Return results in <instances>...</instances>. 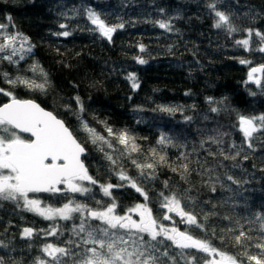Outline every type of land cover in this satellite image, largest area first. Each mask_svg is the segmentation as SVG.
Returning <instances> with one entry per match:
<instances>
[{"label":"trees","instance_id":"16d2710c","mask_svg":"<svg viewBox=\"0 0 264 264\" xmlns=\"http://www.w3.org/2000/svg\"><path fill=\"white\" fill-rule=\"evenodd\" d=\"M213 3L215 8L210 9ZM88 8L108 26L124 27L109 41L91 30L95 26L88 20ZM216 11L228 15L238 31L228 34L224 28H215ZM159 22L169 24V28H160ZM0 24L8 25L6 32L26 37L32 47L18 65L0 60V73L33 78V73L25 70L35 62L48 75L43 91L10 86L2 77L0 89L16 98L33 99L62 119L85 148L82 160L97 181L94 186L84 182L93 189L85 196L42 193L29 194L30 198L59 206L75 197L76 203L94 209L97 200L105 207L114 200L116 214L123 215L130 207L146 202L128 186L129 181H120L119 173L123 172L147 194V206L155 217L162 218L167 212L159 210L161 193L174 195L183 210L195 215L202 225L182 223V229L209 241L218 251L236 256L240 264H248L246 245L237 246L235 236L240 225L249 231L246 220L254 219L257 212L264 214V127L255 121L258 131L245 141L238 116L264 114V73L260 85L247 77L250 67L264 65V52L259 51L264 41L255 35L256 31L264 34V0H0ZM248 29L253 30L251 37ZM64 31L70 34L60 35ZM244 39H249L247 48L236 43ZM139 59L146 63L140 64ZM130 75L138 85L135 89ZM77 96L83 112L74 99ZM208 98L216 103H209ZM10 99L0 93V105ZM161 107L176 111H161ZM213 107L219 111L212 112ZM81 119L111 140L112 149L104 145L105 151H99L82 130ZM108 127L117 135L127 130L138 151H131V142L124 146L115 137H108ZM162 133L180 147L161 148L157 140ZM210 136L223 143H213ZM105 152L113 156L115 165L105 158ZM149 163L153 169L144 167ZM109 183L124 186L112 188L111 195L105 197L100 185ZM168 215L180 221L176 214ZM79 222L78 214L73 220L50 221L29 212L22 200L19 205L0 201V241L8 245L0 247V257L4 264H33L37 256L44 258L41 250L45 244L68 247L66 241L77 240L72 228ZM51 227H57L62 235L52 237L42 231ZM24 228H32L33 235L23 237ZM258 228L257 224L251 232L254 242L261 239ZM168 245L171 241L165 240L160 252L167 248L178 264H204L206 257L212 258L196 249H185L181 256L179 249ZM247 254L257 255L258 251L248 248ZM63 260L73 264L71 256ZM161 264L171 261L161 257Z\"/></svg>","mask_w":264,"mask_h":264},{"label":"snow or ice","instance_id":"6c2138e0","mask_svg":"<svg viewBox=\"0 0 264 264\" xmlns=\"http://www.w3.org/2000/svg\"><path fill=\"white\" fill-rule=\"evenodd\" d=\"M209 8L214 9L215 4H209ZM86 11L88 20L95 26L91 30L98 31L102 37H106L109 41L118 28L124 27L123 24L108 26L91 8ZM215 16L218 17L213 25L215 28H224L228 34L238 31L232 25L228 15L216 11ZM60 26L65 27L63 24ZM7 27L8 25L0 24V60H7L10 64L18 65L31 53L32 47L27 38L21 34L6 32ZM159 27L168 29L169 24L159 22ZM246 31L251 37L253 30L248 29ZM69 34L67 31L60 33L63 36ZM255 35L264 41V34L256 31ZM236 43L247 48L249 39L239 40ZM141 51H143V46H141ZM259 51L264 52V48H260ZM138 62L140 64L146 63L143 59H139ZM240 63L249 62L241 60ZM25 71H31L33 78L20 75L11 77L7 72L0 73V77L13 87L23 85L29 90H45L48 84V75L37 63L34 62ZM257 73H264V65L251 67L248 73V81L260 85L261 80L256 75ZM129 79L133 81V89L137 88L135 77L130 75ZM0 93L12 97L10 103L0 106V201H13L19 205L22 200L25 209L45 220L54 221L59 218L68 221L73 220L76 214L79 215L80 220L79 224H74L72 228V233L78 238L77 240L69 239L66 241L68 247H60L52 243L45 244L41 250L44 258L37 256L33 264H64L63 258L69 256L73 258V264H161V257H167L171 264H178L175 257L169 256L167 248L164 252H160L159 246L164 244L165 240L171 241L168 248L175 246L173 250L179 249L178 255L181 256L185 249H196L198 252L207 253L212 258L206 257L204 264H240L236 256L218 251L209 241L193 237L188 233L187 228L185 231H180L175 226L169 228L160 222L161 220L172 219L168 213H176L180 217L179 223L202 227L197 223L195 215L183 210L180 200L174 195L168 197L161 193L162 203L159 210L167 209V212L162 218L153 217L152 210L147 206V194L136 183L131 182L130 178L123 172L119 173L120 181H129L128 186L135 188L138 193L144 196L146 201L144 204H136L130 207L123 215L116 214L117 204L114 200L106 207L101 200H97L94 209L87 204L76 203L75 197L69 199L59 208L43 205L39 198H30L29 194L42 193L60 194L61 197L77 193L85 196L91 193L93 189L86 187L84 182L87 181L89 185L94 186L97 181L89 175L82 162L81 157L85 153V148L60 119L32 100H19L11 92H6L4 89H0ZM252 94L255 95V93ZM74 99L80 111L83 112L80 98L77 96ZM208 99L209 103H216L211 98ZM160 110L170 113L176 111L175 108L165 107H161ZM211 111L218 112L219 109L213 107ZM185 119L191 120V117H185ZM238 121L239 131L243 134L245 141H248L258 131L255 121H259L260 126L264 127V114L258 117L239 115ZM81 128L87 133L92 144L98 146L99 151H105L104 145L112 149V141L99 134L82 119ZM105 131L108 133V137H115L120 145L128 146L131 142V151H138L127 130H122L118 135L110 127L106 128ZM23 133H30V137L22 138ZM219 135L222 137L225 134ZM208 139L213 143H223V140L217 137L210 136ZM203 143L201 141L202 147ZM157 144L161 148L167 146L180 147V145L174 144L172 138L164 133L157 140ZM248 146L251 147L252 145L249 143ZM231 147L235 148L236 145L233 144ZM184 156L185 153H181V157ZM105 158L112 161L113 165L116 164V160L107 152H105ZM161 160H164L163 156ZM133 163L137 167H141L136 161ZM144 167L153 169L154 165L149 163ZM227 179L237 183L232 176H228ZM123 186V184L114 186L109 183L100 185V189L104 196L108 197L111 195L110 190L112 188ZM212 190L215 191V188ZM132 212L138 213L139 220L132 218ZM224 219L231 220L230 217H224ZM93 221L100 223L94 224ZM245 223L250 225L249 231H244L243 225H240V231L235 236L236 245L242 247L246 245L244 255L248 264H264V214L257 212L254 219L246 220ZM237 224H239L238 221ZM257 224L261 239L254 242L251 232ZM42 231L52 237L62 235L58 232L57 227ZM32 235V228L23 229V237H31ZM159 237L164 239L160 240ZM0 247L7 248L8 245L0 241ZM248 248H254L258 254H247ZM217 256L219 259L215 258ZM48 257L51 260H48ZM0 264H4L3 257H0Z\"/></svg>","mask_w":264,"mask_h":264},{"label":"water","instance_id":"95a60500","mask_svg":"<svg viewBox=\"0 0 264 264\" xmlns=\"http://www.w3.org/2000/svg\"><path fill=\"white\" fill-rule=\"evenodd\" d=\"M262 65V64H261ZM258 66H260V65H256V66H252V67H258ZM251 68V67H250ZM250 68L248 69V71H247V74L249 73V71H250ZM260 79H261V77H262V73H257L256 74ZM17 99H19V100H32V101H34L35 103H37L41 108H43L44 110H46V111H50V110H48V109H46V108H44V107H42L38 102H36L35 100H33V99H20V98H17ZM11 102V99L10 100H8V101H6V102H4L3 104H6V103H10ZM3 104H1L0 106H2ZM51 112V111H50ZM54 114V113H53ZM55 115V114H54ZM56 116V115H55ZM57 117V116H56ZM58 119H60L59 117H57ZM63 123H64V121L62 120V119H60ZM239 122V121H238ZM255 123V122H254ZM65 124V123H64ZM255 125L257 126V124L255 123ZM65 126H66V124H65ZM67 127V126H66ZM257 128H258V126H257ZM70 130V129H69ZM18 131V130H17ZM256 133V132H255ZM254 133V134H255ZM23 136H27L28 138L30 137V133H23L22 134ZM75 137V136H74ZM85 153H86V150H85ZM85 153L82 155V157L85 155ZM82 157H81V159H82ZM82 162L84 163V161L82 160ZM84 165H85V163H84ZM86 167V166H85ZM87 169V168H86ZM87 182V181H86Z\"/></svg>","mask_w":264,"mask_h":264},{"label":"flooded vegetation","instance_id":"af4514ba","mask_svg":"<svg viewBox=\"0 0 264 264\" xmlns=\"http://www.w3.org/2000/svg\"><path fill=\"white\" fill-rule=\"evenodd\" d=\"M22 138H24V137H22ZM61 187H62V186H61ZM152 214H153V213H152ZM174 214H176V213H174ZM176 216H177V215H176ZM153 217H155V216L153 215ZM165 222H166V224H167V225H165L166 227L171 228V227L175 226V227H177L180 231H185L184 229L181 228V226H183V224H182V223H181V225L178 224L179 220H175L174 218H172V219L167 220V221H165ZM174 222H176V223H174Z\"/></svg>","mask_w":264,"mask_h":264},{"label":"rangeland","instance_id":"374dc122","mask_svg":"<svg viewBox=\"0 0 264 264\" xmlns=\"http://www.w3.org/2000/svg\"><path fill=\"white\" fill-rule=\"evenodd\" d=\"M247 77H248V74H247ZM256 124H257V122H256ZM257 126H259L258 124H257ZM85 185V184H84ZM67 203V202H66ZM42 204L43 205H49V204H45V203H43L42 202ZM63 205V204H62ZM62 205H59V206H52V207H56V208H59V207H62ZM51 206V205H50ZM169 214V213H168ZM165 215V214H164ZM131 216H132V218L134 219V220H139V215H138V213L137 212H132L131 213ZM163 221V220H162ZM161 222V221H160ZM164 225H167L166 224V222L164 221V223H163ZM216 259H219V257H216Z\"/></svg>","mask_w":264,"mask_h":264}]
</instances>
